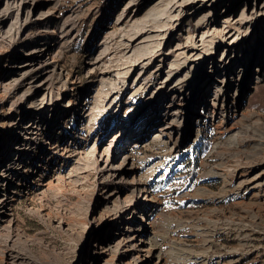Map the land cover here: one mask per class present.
I'll list each match as a JSON object with an SVG mask.
<instances>
[{
	"label": "rangeland",
	"instance_id": "obj_1",
	"mask_svg": "<svg viewBox=\"0 0 264 264\" xmlns=\"http://www.w3.org/2000/svg\"><path fill=\"white\" fill-rule=\"evenodd\" d=\"M137 1L135 5L128 4L129 0H51L42 8L53 17L50 29L55 30L64 19L72 29L65 38L51 42L46 58L51 59L55 51L60 56L52 76L54 97L43 114L48 121L37 134L27 135L23 154L6 152L7 141L13 123L19 120L17 125L23 127L35 120L24 118L21 113L26 107L20 102L29 90L33 91L30 103L41 100L42 92L35 93L40 79L30 87L7 86L4 79L9 66L15 65V52L27 45L32 32L48 28L40 23L38 28L21 29L15 42L0 40V179L11 162L10 176L15 183L0 181V198L15 190L8 194V215L0 214V264H88L97 231L94 218L103 204L94 213L91 207L97 193L110 187L101 182L107 169L96 160L113 132L97 144V134L84 124L83 109L93 98L100 103L105 98L109 85L99 83L104 68L111 70L112 82L120 87V93L109 96L113 102L104 119L117 111L115 121H120L125 111H118L119 105L129 101L126 110L131 111L145 100L155 86L158 65L167 69L182 62L183 57L174 52L175 44L188 46L192 36L212 27V16L218 18L216 27L224 21L226 30L233 33L227 41H233L244 13L264 7V0H226L210 13L206 8L193 13L202 3L198 0L195 7L176 11L171 17L169 0ZM182 1L188 0H178ZM39 14L37 8L31 18ZM202 14H207V21ZM241 31L245 42L232 53L231 67H217L216 73L202 81L205 90L190 105V136L182 146H158L153 142L156 131L138 146H130V153L136 159L141 157L136 177L143 175L154 200L146 219L153 213L150 240L158 246L163 264H264V20L257 26L244 25ZM217 40L219 36L208 38L206 51L223 58L225 51ZM97 49L105 54L99 66L91 67ZM210 59L197 57L179 72L184 97L198 89L184 74L205 71ZM146 61L145 70L140 69ZM227 78L228 87L224 93L220 90V96L225 95L229 102L225 112L231 117L228 125L222 115L203 125L208 122L214 89L221 88ZM219 97L220 108L223 98ZM205 101H209L207 107ZM119 161L117 156L113 164ZM244 178L249 183L240 187ZM123 197L122 193L120 199ZM114 261L108 256L98 264Z\"/></svg>",
	"mask_w": 264,
	"mask_h": 264
},
{
	"label": "bare ground",
	"instance_id": "obj_2",
	"mask_svg": "<svg viewBox=\"0 0 264 264\" xmlns=\"http://www.w3.org/2000/svg\"><path fill=\"white\" fill-rule=\"evenodd\" d=\"M50 1L0 0V6L3 4L0 7V40L15 42L21 29L31 30L38 28L40 23H44V27L48 28V30H36L32 32L33 37L27 41V45L15 52V65L9 66L7 70V77L4 79L7 80V82H4L7 86L28 85L30 87L36 79H40L39 83L36 84L39 87L35 89V93L42 92L43 96L40 101L33 99L30 103L29 99L33 98V91L29 90L24 93L20 103L21 105H25L26 110L21 114H23L24 118L31 117L35 118V120H31V122L23 127L17 125L19 120L13 123L12 135L7 141L8 147L6 152L25 153L27 141L24 139L27 138V135L30 137L31 134H37L42 129L44 123L48 121L47 119L44 120L43 114L44 110L50 106L54 97L51 89L52 76L58 64L60 54L55 51L51 55V59H47L46 57L50 55L51 42L56 40V38H65L72 29V25L68 19H64L55 30L50 29L49 24H51L53 17L50 14H46L42 9ZM136 1L129 0L128 4L133 3L137 5L139 2ZM225 1L202 0L201 5L193 9V13L202 10V8H206L207 12L210 13V11L216 10L221 2ZM196 2L198 0H188L185 2L169 0V15L175 17L176 11L179 12L186 8L195 7ZM37 8L40 9V14L37 18L32 19L31 12ZM118 17L120 18L121 14ZM206 17L207 14L202 16L204 20H206ZM262 20H264V7H253L248 14L244 13L242 16V21L236 27L235 39L227 41L233 33L231 34L228 29L226 30L224 21L219 24V27H216L215 24L218 23V18L212 16L210 20L212 27H205L201 33L192 36L191 43L188 46L185 44H175L173 46L174 52L179 57H183L182 62L178 66L170 64L168 65L169 68L165 69V66L158 65L155 68L156 74L153 76L155 86H153L150 94L140 105L135 106L131 111L126 110L128 109V104H130L129 101H123L119 105L118 111H122L123 109L125 111L120 121H115L117 111L107 117V120L104 119V113L108 111V107L113 102V99L110 101L111 97L109 96H112L113 93H120V87L112 82V80L114 81V75L110 69L104 68L101 71L99 83L102 86L103 84H108V92H105L106 96L102 99V103L97 98H93V103L82 109L84 124L86 127L91 128L90 131L93 134H97L95 137L97 144L104 143L106 135L109 132H113L109 140H107L108 142L105 143L102 152L97 155L96 160L107 169V174L105 177H102L104 179L101 182H107V186L109 185L110 187L108 186L109 188L97 193L91 207V212L94 213L95 209L103 204L102 211L97 218H94L96 219L95 225L97 231L94 232L95 241L91 244L92 248L90 251L92 254L90 255L91 258L88 264H98L100 260L108 256H112L113 261L115 260L114 264H163L157 254L158 246L150 240L153 213H150L148 220L146 219V211L153 205L154 200L149 196L150 192H147L145 187L146 180L143 175L136 177L140 166L138 161L141 160V157L136 159L130 153V146H138L147 135L156 131L157 133L153 138V142H156L158 146L170 143L173 149L180 148L190 136L189 127L192 123L190 105L194 104L197 101L196 97L200 96L205 90V85L202 81L205 77H209L211 73H216L217 67H221L222 69L231 67L233 62L232 53L238 45H244L245 42V34H242L241 27L244 25L247 28L251 25L257 26ZM215 36H219V40H217L218 45L222 46L225 51V57L223 58H214L210 56L212 53L209 54V51H206L208 49L206 45L208 38ZM200 50L202 52L199 56ZM96 51V55L91 59V67L99 66L105 54L103 49H97ZM197 57L202 61L211 58V61H209L210 65L205 71L200 69L198 75H195L194 72L187 75L184 74V77L189 76L186 78L188 82L193 81L194 88H198L197 91H194V89L189 91L186 98L183 96V88L179 84L181 78H177V75L188 63L195 61ZM35 63H37L36 66H34ZM141 63L140 69L145 70L148 64L147 61ZM201 75H204L202 79H200ZM103 76L106 77L103 78ZM258 80H260V76L256 77V81ZM222 82L223 80L220 79L219 83L222 84ZM228 82L227 78L226 83L222 84L221 88L214 89L213 102L208 108V113H210L208 115V122L203 121V125L208 126L209 121L216 118L217 115H222L223 119H225L223 120L225 121L224 125H228L231 119L227 113L225 114L228 100L225 98V95L221 94L220 96V90L224 93L228 87ZM218 97L219 99L223 98L220 108L218 107V103H216ZM208 102L206 104L205 101L203 105L207 107ZM76 106L77 104L75 103L73 107ZM105 106L106 108H104ZM96 107L101 108L97 110L95 109ZM32 110L35 112H31ZM29 113H33V116ZM63 113H65V110L61 112V114ZM199 120L196 116V121L199 122ZM117 156L120 157V161L113 164V160ZM7 167L4 169L3 173L5 175L0 181L5 182V185H14L15 183H12L10 176L11 162L7 164ZM236 173H239L238 169ZM229 183L230 181L224 183L220 194L223 195ZM248 183L249 181L244 178L239 181L238 185L243 187ZM97 187L99 189V184ZM12 192L14 193L15 190L9 191V193ZM9 193L3 194L0 198V214L3 213L4 216L8 215L6 211L9 210ZM122 193L124 197L120 199ZM104 234H106V238ZM155 259L157 261H154Z\"/></svg>",
	"mask_w": 264,
	"mask_h": 264
}]
</instances>
